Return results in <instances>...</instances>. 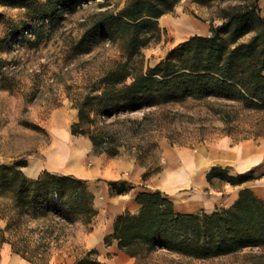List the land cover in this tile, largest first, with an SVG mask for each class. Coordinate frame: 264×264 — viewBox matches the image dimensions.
<instances>
[{
	"label": "rangeland",
	"instance_id": "1",
	"mask_svg": "<svg viewBox=\"0 0 264 264\" xmlns=\"http://www.w3.org/2000/svg\"><path fill=\"white\" fill-rule=\"evenodd\" d=\"M44 1L0 0V166L26 161L28 166L22 168V172L27 178L35 179L39 174H28L27 169L33 161H40L42 171L73 175L88 181L87 186L95 195L98 215L92 224L78 222L67 228L68 235L58 243L53 240L47 254L48 264H76L86 252L96 250L88 247L87 235L96 227L105 229L110 221L108 207L111 200L125 195L116 194L119 188L130 183L131 173L125 164L131 162L140 166L148 174L140 185L155 190L163 187V179L174 165L172 160L179 162L183 152L191 153L194 158H205L209 170L219 166L228 168L231 173L233 168L219 160L218 141L224 136H231L233 142L238 143L262 139L264 111L248 110L217 98H186L105 117L93 111L90 115L96 119L97 126L107 127L115 133L119 144L117 156L96 153L89 137L71 132V126L79 120L76 107L94 85L108 82V73L116 63L125 61L126 56L122 42H113L109 38L99 39L85 52L76 53L73 48L98 14L117 11L127 0H81L67 8L63 19L54 25L44 22L32 10V4ZM253 3L264 17V0H178L174 9L158 20L160 28L165 30L161 40L142 50L143 71L155 67L174 47L193 36L188 33L177 36L171 26L163 23L165 16L175 20L191 18L207 23L211 28V25L219 26L225 21L222 18L224 10ZM132 120L137 124L133 125ZM61 132L68 133L71 146L83 148V165L89 173L76 172L66 164L48 165V154L55 141L63 139ZM107 168H114L115 172L105 174ZM112 182L118 185L112 187ZM210 186L222 189L224 182L213 179ZM12 214L13 200L9 196L0 197V229H5ZM28 220L31 228L39 224L54 226L51 217ZM6 237H9L8 233ZM29 238L32 244L27 246L31 251L39 244H35L36 235ZM25 246L16 244L20 250H26ZM134 250L138 253L135 264H264L262 246L205 259L161 248L149 251L146 246ZM30 251L26 256L32 255ZM16 256L30 262L15 252L12 244L0 242V264H6L7 259Z\"/></svg>",
	"mask_w": 264,
	"mask_h": 264
},
{
	"label": "trees",
	"instance_id": "2",
	"mask_svg": "<svg viewBox=\"0 0 264 264\" xmlns=\"http://www.w3.org/2000/svg\"><path fill=\"white\" fill-rule=\"evenodd\" d=\"M25 1V0H5ZM81 0H45L32 4L36 16L49 24L59 23L67 8ZM178 0H127L117 11L96 16L74 51L89 50L99 39L121 41L125 61L116 63L108 73V82L94 85L77 105L79 120L71 126L73 135L87 136L94 152L114 157L119 146L113 132L100 127L90 113L103 117L117 115L186 98H217L239 104L248 110L264 111V17L256 3L224 10L221 25H211L207 36L193 35L179 43L155 67L143 71L142 50L161 40L165 31L158 20L171 12ZM131 79V82H127ZM137 124V121H130ZM140 125L143 122L139 123ZM260 136V135H259ZM15 163L0 166V197L13 200V214L5 229H0V242L12 244L33 264H48L47 254L53 240L66 237L67 228L82 222L92 224L98 215L95 195L86 179L73 175L42 171L37 178H27ZM264 176V163L233 175L228 168L214 166L207 179H219L233 186L243 185ZM147 173L143 174L146 180ZM112 182L111 186H117ZM133 186L119 188L117 195L128 193ZM137 213L129 210L117 215L114 231L105 243L118 242L121 250L137 257L134 250L167 249L198 259L219 257L246 247H264V200L250 188H243L230 207L213 213H181L173 200L161 190L141 191L136 196ZM54 220V226H29L28 218ZM9 237H6V234ZM36 235L35 249L29 236ZM26 244V250L16 248ZM30 251L32 255L26 256ZM76 264H103L99 252L91 250L77 259Z\"/></svg>",
	"mask_w": 264,
	"mask_h": 264
},
{
	"label": "crops",
	"instance_id": "3",
	"mask_svg": "<svg viewBox=\"0 0 264 264\" xmlns=\"http://www.w3.org/2000/svg\"><path fill=\"white\" fill-rule=\"evenodd\" d=\"M180 20L186 21L194 26V32L189 34L203 36L210 34L209 24L191 18H180L179 20H175L169 16H165L163 18V23L166 26H172L173 22H178ZM217 147L219 151L221 150L219 160L228 163L233 168L231 171L233 175L243 173L260 163H264V137L259 140L247 139L238 143L233 142L231 136H224L218 141ZM172 161L174 165L167 173L178 172L181 167L183 168V163H181L180 160L179 162L175 160ZM206 162L207 161L203 157H193V166L186 167L185 169L183 168V171L187 174L186 176L182 174V177L174 178V182L171 184H166V182H164V177L162 183L163 187L159 188V190L169 195L174 202L176 211L194 214L213 213L222 207H230L233 205L239 197L240 190L243 188H250L255 195L264 200V176L237 186L224 182V187L222 189H213L210 186L211 183L207 179V173L211 169H208L209 167L206 166ZM125 165L129 167L131 173L129 181L133 188L125 195L111 200L108 207L110 221L105 229L96 227L87 235L89 242L88 247L96 249L99 252V259L103 264H135V258L121 250L117 241L106 244L105 237L113 233L114 219L117 215L126 210H131L136 213L139 211L140 205L136 201V196L139 192L150 189L155 190L140 185V183L144 182V170L140 166L134 163L131 164V162ZM41 171L40 169L38 174H40ZM93 172L95 173L97 170ZM104 172L105 174H110L115 171L114 168H107ZM115 179L118 178L115 177ZM6 249L8 251V248ZM6 264L31 263L16 256L7 259Z\"/></svg>",
	"mask_w": 264,
	"mask_h": 264
},
{
	"label": "bare ground",
	"instance_id": "4",
	"mask_svg": "<svg viewBox=\"0 0 264 264\" xmlns=\"http://www.w3.org/2000/svg\"><path fill=\"white\" fill-rule=\"evenodd\" d=\"M172 29L174 33L179 36L182 33H192L194 32V26L186 21H178L172 23ZM60 135L63 137L61 140H56L53 149L48 154V165L58 166V165H69L72 170L79 173H89L88 169L84 167L83 148H79L75 145H70L68 142V133L61 132ZM180 162L183 163V168L193 166V155L191 153H183L180 157ZM42 164L40 161H33L30 167L27 169L28 174L36 175L40 170ZM181 167L178 172L166 173L164 182L166 184H171L174 182V178L186 176L187 174L183 171ZM183 174V175H182Z\"/></svg>",
	"mask_w": 264,
	"mask_h": 264
}]
</instances>
